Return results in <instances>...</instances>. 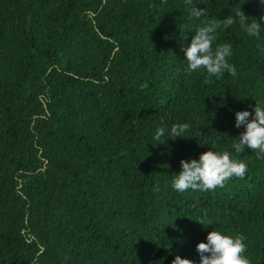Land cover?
<instances>
[{
    "label": "trees",
    "instance_id": "16d2710c",
    "mask_svg": "<svg viewBox=\"0 0 264 264\" xmlns=\"http://www.w3.org/2000/svg\"><path fill=\"white\" fill-rule=\"evenodd\" d=\"M228 16L213 49L232 45L237 75L205 84L184 49ZM261 17V0H0V264H199L213 229L243 234L264 264V155L233 147L236 112L264 106ZM176 123L188 138L167 137ZM208 150L244 161L245 177L175 191L181 160Z\"/></svg>",
    "mask_w": 264,
    "mask_h": 264
},
{
    "label": "clouds",
    "instance_id": "9594fccd",
    "mask_svg": "<svg viewBox=\"0 0 264 264\" xmlns=\"http://www.w3.org/2000/svg\"><path fill=\"white\" fill-rule=\"evenodd\" d=\"M191 4V0H187ZM264 3V0H261ZM191 14L200 18L206 16L203 9L192 8ZM239 25L253 37H259L262 25L255 19L248 22V16L241 10L235 13ZM264 20V17H261ZM236 19L228 16L225 19H205L203 26L199 27L193 36L190 45L184 49L187 61L185 71L189 74L197 71H204L205 84L213 83V77L220 79L225 72L237 75L236 66L229 63L228 58L232 56V45L229 43L219 44L213 49V42L217 39V31L226 29L236 23ZM235 126L239 128L245 125V131L233 143L236 153H242L245 148H250L261 155H264V106L256 104L254 116L249 119L250 112L241 110L236 112ZM187 123H176L171 126L170 131L165 127L157 128L154 140L160 141L165 136L176 138H188L185 133L189 130ZM167 138V139H168ZM155 146V145H154ZM181 171L174 177L172 187L175 191L184 193L188 190L209 191L216 188H223L227 181L233 177L243 179L248 165L241 160L232 158L227 151L216 152L208 150L200 154L199 159L181 160ZM159 191L158 184L155 186ZM204 226L211 224L207 220H199ZM245 236L237 234L234 237L217 230L207 234V242H199L196 250L200 255L199 264H251L245 255L247 245ZM171 264H195L188 258L176 255Z\"/></svg>",
    "mask_w": 264,
    "mask_h": 264
}]
</instances>
